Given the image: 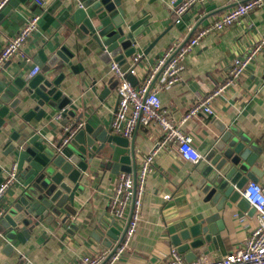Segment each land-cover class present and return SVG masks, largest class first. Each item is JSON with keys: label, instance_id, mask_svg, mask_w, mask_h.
<instances>
[{"label": "crops", "instance_id": "0c3cea01", "mask_svg": "<svg viewBox=\"0 0 264 264\" xmlns=\"http://www.w3.org/2000/svg\"><path fill=\"white\" fill-rule=\"evenodd\" d=\"M11 1L0 12V50L20 31L30 15L37 14L40 17L36 31L23 47L31 61L25 63L13 59L0 71V77L9 80L15 97L19 96L13 81L18 77L28 80V74L34 66L40 67V73H43L47 62L38 64L39 55L47 61L61 47H65L74 55L73 65L81 67V71L77 75L64 71L62 93L77 106L80 124L110 128L117 104L118 83L104 97L101 94L114 77L110 72L113 60H103L102 51L91 37L73 23L72 15L78 9L77 2L41 0L43 5L39 7L34 0H27L14 7ZM171 2L121 0L129 24L139 19L146 20L143 23L145 38L137 52L143 55L147 50L146 55H143L135 74L127 75L133 85L141 83L147 65L159 58L169 45L186 41L198 27L216 19L233 5L228 0H207L202 5L193 6L176 23ZM207 15L211 17L204 19ZM263 38L264 5L239 23L201 39L185 58L179 83L162 88L159 98L162 107L168 111L170 121L191 137L202 160L226 154L234 164L240 166L239 171L243 175H253L257 183L264 186V52L247 67L233 89L212 101L211 115L197 114L183 122L189 109L224 81L230 63ZM131 58H126L123 65H118L122 71L129 68ZM93 81H97L96 94L91 91ZM27 111L26 108L16 109L18 114L14 117L9 133L20 131L21 122L20 125L29 127L27 131L30 136L37 134L45 143L56 145L69 122L65 124L62 119H55L59 115L56 112L40 121L32 119L29 124H25L21 118ZM161 137L160 129L154 126L135 131L136 172L143 158L155 150ZM1 153L3 151L0 148L4 179L15 164L13 159L5 158ZM195 169L196 165L180 158L174 144L156 153L152 172L146 180L136 232L129 250L116 264H162L173 246L172 237L217 212L223 200L217 202ZM253 169L258 172V176L252 173ZM117 176L98 169L88 172L83 190L76 193L74 198L75 215L70 217L67 224L63 226L57 221L50 225L40 223L29 240L11 254L4 253V244L0 243V264H79L83 255L114 249L120 240L116 231L122 232L126 222L113 220L106 211ZM16 185L0 201V208L5 211L18 195ZM165 196H170V199L165 200ZM235 213L247 216L244 225L234 219ZM221 220L223 230L218 233L217 243L205 244L206 251L203 253L194 250L197 258L221 259L225 254L241 248L249 232L256 227V215L251 208L242 213L233 205L221 214Z\"/></svg>", "mask_w": 264, "mask_h": 264}, {"label": "water", "instance_id": "95a60500", "mask_svg": "<svg viewBox=\"0 0 264 264\" xmlns=\"http://www.w3.org/2000/svg\"><path fill=\"white\" fill-rule=\"evenodd\" d=\"M26 1L12 0L11 5L17 7ZM82 4L83 9H77L72 15L73 23L91 37L102 51L103 60L111 59L123 65L126 58L140 50L139 45L145 38V19L129 24L121 0H84ZM209 17L211 15L204 19ZM38 59V64L47 62L43 73L28 80L18 77L13 81L19 97H15L9 80L0 77V148L2 156L13 159L16 166L15 182L9 190L17 183L18 194L0 221V243L4 244L6 254H11L29 240L42 222L50 225L57 221L66 225L75 215L74 198L83 190L88 172L98 169L111 175L121 172L136 175L134 134L127 140L113 134L111 127L104 129L90 124H81L75 130L81 116L77 106L61 90L65 70L73 75L81 71V67L73 65L74 55L61 47L47 61L42 55ZM50 72L53 75L46 76ZM117 83V78L112 77L101 97L113 90ZM91 86V91L96 94L97 81ZM17 108L28 110L21 118L25 124L59 112L63 123L69 122L73 134L63 146H59L58 143H45L37 134L30 136L29 127L20 125L21 122L20 131L9 133L18 114ZM239 169L240 166L226 154H217L196 164L195 170L201 175L203 184L213 192L218 203L223 202L217 212L171 238L172 245L187 263L197 259L194 250L203 253L205 244L217 243L218 233L223 230L221 214L233 205L242 213L250 210L241 191L249 181L257 182V179L249 173L243 175ZM252 173L259 175L255 169ZM2 174L0 165V183ZM116 232L121 239L124 231Z\"/></svg>", "mask_w": 264, "mask_h": 264}, {"label": "built area", "instance_id": "2783aa9c", "mask_svg": "<svg viewBox=\"0 0 264 264\" xmlns=\"http://www.w3.org/2000/svg\"><path fill=\"white\" fill-rule=\"evenodd\" d=\"M10 1L0 0V12ZM74 1L77 2L78 9H83L81 0ZM206 1L172 0L171 9L175 22L178 23L193 6L202 5ZM34 2L39 7L43 5L41 0H34ZM228 2L234 6L206 25L198 27L187 41L169 45L159 58L147 65L145 77L139 85H133L127 79V75L135 74L142 62V54L137 53L132 56L131 64L126 71H122L117 63H111L110 72L119 81L116 90V109L110 122L113 134L130 140L137 129L154 126L160 129L162 137L155 150L143 158L135 177L130 173L121 172L116 178L106 211L113 220L120 223L126 221L118 245L112 250L104 249L94 255H83L79 264H116L127 253L140 220L146 180L152 172L153 159L158 151L165 149L169 144H174L183 161L196 165L202 160V156L193 146L191 137L170 121L168 111L162 107L159 91L179 83L184 71V60L201 39L239 23L249 13L264 5V0H228ZM39 18L37 14L30 15L20 31L4 44L0 50V71L8 61L13 59H19L25 63L31 61L24 53L23 47L36 31ZM262 52H264V38L230 63L224 81L198 104L191 107L183 118V122L197 114L211 115L212 101L225 91L233 89L247 67ZM40 71V67L34 66L28 78L38 75ZM55 119L60 120V114ZM80 127L81 124L77 125L75 130ZM72 132L71 126L65 127L58 145L63 146L72 136ZM15 174L16 166L14 165L0 183V201L14 184ZM241 195L256 215V227L249 232L241 248L225 254L218 260L201 256L187 263L176 247L172 246L162 264H264V186L257 182H248L243 187ZM164 198L169 200L170 196ZM5 214L6 211L0 208V221ZM233 217L241 225L246 223L245 214L235 213Z\"/></svg>", "mask_w": 264, "mask_h": 264}]
</instances>
